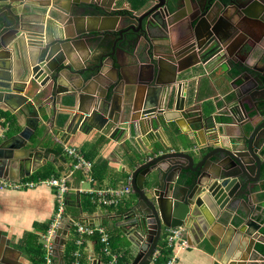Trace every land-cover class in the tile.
<instances>
[{
	"label": "water",
	"instance_id": "95a60500",
	"mask_svg": "<svg viewBox=\"0 0 264 264\" xmlns=\"http://www.w3.org/2000/svg\"><path fill=\"white\" fill-rule=\"evenodd\" d=\"M23 1L0 0V104L14 112L28 108V114L24 115L26 129L0 142V179H5L9 164L13 163H10L13 150L22 147L37 151L38 148L30 147L29 131H35L40 122L37 112L41 107L35 108L23 94L32 82L40 88L49 86L43 107L54 109L60 94L72 99L70 106L58 105L68 112L65 125L51 127L55 135H59L58 139L76 130L87 132L91 124L97 123L99 127L109 126L108 131L113 128L114 136L119 132L120 136L132 139L142 137L146 131L153 135V131H157V119L161 117L175 122L183 132L179 119H186L183 113L185 99L191 94L192 77L196 78L195 82L210 83L211 77L220 78L235 69L240 83L232 84L220 115H227L232 123H246L250 130L238 127L231 146L214 147L206 153L201 148L182 152L162 146V151L131 172V187L137 199L121 225V231L136 250L128 264L148 262L163 230L182 227L185 233L191 232V227L187 226L190 222L194 224L196 216L206 210L205 202L213 208L217 221L231 215L241 195L252 192L261 179L262 161L257 149L264 139V70L249 71L250 67L238 60L242 54L253 55L257 47L263 45L264 25L258 31L252 26L260 23L253 12L264 15V0H242L241 6L230 0L231 9L221 0H203L193 7H189L192 4L190 1L188 5L189 0H182V5L181 0H150L147 11L137 15L132 23L113 13L114 0L105 3L43 0L37 4L39 6ZM49 6L45 28L43 19L29 18H45V9ZM24 9L26 13L22 12ZM86 10L94 14L89 11L85 14ZM149 32L159 35L156 37ZM108 33L115 34L111 51L127 53L133 59L134 78L130 81L122 76L121 70L105 76L100 74L106 55L87 77L86 71L69 62V55H63L65 49L77 52L87 45L93 48L95 38ZM132 35H135L134 41ZM48 37L52 42L44 39ZM24 41L33 48L31 61L27 60ZM124 43L134 44L136 50H124ZM112 52L108 57L114 55ZM111 68L117 71L116 67ZM96 69L98 72L92 74ZM253 117H257L254 123L250 121ZM195 120L199 124L197 129L183 128L196 147L200 145L197 131L216 140V132L201 114ZM81 215L88 220L89 215ZM78 221L85 223L81 218ZM70 228L71 220H68L54 239L61 263L63 236ZM7 249L15 252L8 244ZM243 260L235 259L227 264H245Z\"/></svg>",
	"mask_w": 264,
	"mask_h": 264
},
{
	"label": "crops",
	"instance_id": "0c3cea01",
	"mask_svg": "<svg viewBox=\"0 0 264 264\" xmlns=\"http://www.w3.org/2000/svg\"><path fill=\"white\" fill-rule=\"evenodd\" d=\"M42 1L24 0L23 2H32L39 6L37 4ZM97 1L105 3L107 0ZM190 1H192V4ZM202 1L189 0L188 5L191 4L189 7H193ZM221 2L227 5L226 7L229 9L233 6L230 0H221ZM234 2L235 5L240 6L244 3L242 0H234ZM179 3L182 5V0ZM50 7L45 9V18H37L36 16H30L29 18L35 21H41L42 19L45 21ZM149 7L150 0H114L112 4V10L115 14L118 11L131 13L133 18L128 19L130 23L135 21L137 15L147 11ZM169 10L173 11L174 8H169ZM22 12L26 13L27 10L24 9ZM253 15L255 20L260 23H255L252 28L258 31L263 28L264 22L262 20L264 15L254 12ZM260 17H262V20L259 19ZM24 20H26V17H24ZM46 24L47 21L42 24L43 28H45ZM144 25L145 21L142 23L143 27ZM149 33L156 37L159 35L156 32ZM113 34L108 33L97 36L93 48L87 45L83 50L79 49L77 52L74 50L69 52V50L65 49L62 50L63 55L64 57L69 55V62L75 68L86 71V77L87 74H91L90 70L93 67L99 65V59L106 55L107 57L103 61V68L100 74L105 76L110 74L111 71L112 74H115L121 70L122 76L130 81L134 78L133 59L127 53L122 54L119 51L115 53L111 51V48L114 47L112 43L115 39V34ZM42 35H44L43 29ZM130 37L131 40H135V35ZM44 39H47V42H52L49 37ZM95 45H97V48H95ZM123 45L124 50L128 52L136 50L134 49V44L128 46L124 43ZM24 48L27 60L31 61V56L34 54H31L33 48L27 46L26 41H24ZM110 52L114 53L112 57H108ZM242 56L238 63L247 64L250 67L249 71L256 68L264 70V42L260 48L257 47L253 55L246 56L242 54ZM14 61L17 67L18 65L20 66L18 59ZM112 66L116 67V72H113ZM242 67L246 70L245 66ZM97 72L98 69L92 74ZM192 80L190 84L191 94L185 99L183 116L186 119H179V126L183 132L180 131L175 122L165 121L161 117L157 119V131H153V135H149L148 131H146L142 137L134 136L132 139H129L127 135L120 136L119 132L114 136L113 128L108 131L109 126L99 127L98 123L91 124L92 128H89L87 132L76 130L73 134H68L67 137L58 139L59 135H55L51 127L65 125L68 116L66 109L59 108L58 105L70 106L73 103L72 99L65 98L64 94H60L59 98L56 99L54 109L43 107L44 102L42 101L48 96L49 86L41 87V89L39 85L32 82L30 89L25 90L23 94L35 108L41 107L37 112V118L40 122L37 124L35 131H29V142L32 143L30 147L38 146V148L37 151L22 147L13 150V160L11 159L10 161V163H13L9 164V171L5 179H0V183L1 181H6V183L16 181L36 182L44 181L51 177L60 179L69 174L66 182L68 187L72 188L69 192L77 196L86 194L90 197L91 190H121L129 186L131 192L122 194L118 202L113 205L114 209L110 211L107 210V207H101L102 210L93 208L91 212H88L78 206L79 210L75 212L77 215L72 216L65 207L64 210L67 217H65L63 225L59 229L62 230L64 228L65 223L69 220L68 217L76 218L77 220L81 218L85 221V223H81L84 225L102 226L109 234V244L112 237L118 238L113 244L111 243L112 248L109 245L111 253L119 255V252H115V250L121 249L117 245H122L123 249H127L129 256L133 259L136 250L129 244L127 237L121 231V225L125 221L124 215L131 211L137 199V195L131 187V172L159 151H162V146L168 145L172 149L182 152L201 148V151L206 153L214 147L231 146L232 139L237 136L238 127L247 128V131L250 130L246 123H237L235 121L232 123L227 115L217 114L218 109L224 106L225 97L231 93L232 84L234 82L240 83L238 81V71L234 69L230 74L220 78L213 76L210 79V83L206 80L195 82V77H192ZM197 83L198 85H196ZM194 96L196 97L195 101H193ZM173 103L174 100L172 101ZM167 109L171 108L168 107ZM0 113L8 115V120L5 117H0V142L5 141L12 135L21 133L24 128L26 129L27 121L24 115L28 114V108H25L23 112L19 110L14 112L0 104ZM199 114L209 122L217 137L216 140L208 139L207 133L195 131L200 143L199 147H196L193 139H189L184 128L197 129L199 124L195 118ZM251 115L249 114L248 116ZM250 121L254 123L257 121V117H253ZM67 149L73 151L72 155L66 152ZM56 150L60 151L61 154L54 153ZM257 154L262 161L261 179L259 183L253 186L252 192L246 191L243 193L240 197L241 201L235 204L231 215H227L224 220H219L220 222L215 218L213 208H210L208 206L209 203L205 202L206 210H202L201 215L196 216L194 224L191 222L189 225L186 224V226L188 225L187 227L190 226L192 229L191 232L186 231L184 233L188 248L184 250L170 248L172 253L169 260L174 255L176 264H227L235 259H244L242 262L245 264H264V260L258 256L260 255L264 258V139L259 142ZM37 173L41 175L49 174V176L41 178L39 175L33 178ZM117 210H124V212L123 214H118ZM55 211V190L46 184L22 190L0 187V264H35V260L31 256L38 251L41 255L43 254L42 264H45L47 249L44 236L51 225ZM81 213L89 215L87 219L90 222L86 221ZM104 221L105 224H103ZM108 223L111 228H106L105 225ZM224 224L227 225L226 228H223ZM59 229L56 230V234ZM166 234L167 230H163L161 240L166 238ZM94 236L89 238L82 237L80 243H77L79 238L71 225V228L67 229L66 235L63 236L65 243L62 250V263L60 262L57 252L58 246L55 241H53V244L56 253L48 256L47 259L50 264H66L64 260L65 248L72 246V250L69 253L70 264H90L91 256L102 255L100 243V249L97 253L95 240H93ZM7 244L15 249V252L8 251ZM133 249L135 252H133ZM105 260L107 261L108 258L102 257V261Z\"/></svg>",
	"mask_w": 264,
	"mask_h": 264
},
{
	"label": "built area",
	"instance_id": "2783aa9c",
	"mask_svg": "<svg viewBox=\"0 0 264 264\" xmlns=\"http://www.w3.org/2000/svg\"><path fill=\"white\" fill-rule=\"evenodd\" d=\"M217 114H220L221 109H218ZM67 153L72 155L73 151L71 149L66 150ZM69 174L66 176H63L60 179L56 178H49L44 181H36V182H22V181H16L11 183L2 182L0 183V187L3 188H9L11 190H22V189H31L37 185L40 184H46L49 187L53 188L55 190V199H56V211L54 214V217L51 221V225L46 232L44 236V240L46 242V258H45V264H50V261L47 259L48 256H52L56 253V249L54 247V239L56 238V230L61 228L63 225V222L65 220V217L67 215L65 214V197L66 193L69 192L70 187L67 185ZM78 191V189H76ZM131 188L129 186L124 187L121 190H115V189H108V190H91V203L95 206H102V207H110L113 206L118 202V199L122 196L124 193H130ZM69 220H71V225L74 227V230L77 233V237L79 238L77 243H80V240L82 237L89 238L94 235L98 236L99 243L102 246V255L98 254V256H91L90 258V264L94 262V264H116V261L118 259V255L111 253L109 249V234L106 231V229L102 226H89L84 225L78 222L76 218L68 217ZM125 218V215H124ZM90 222V220H88ZM184 229L182 227H177L173 229L167 230V236L165 238L166 245L169 248L177 249V250H184L188 248L187 242L184 238ZM158 256V252L155 249L153 253L151 254L150 260L147 262L149 264H154L155 259ZM103 258H108L106 261H102ZM77 264V263H75ZM166 264H176V257L173 255V257L166 263Z\"/></svg>",
	"mask_w": 264,
	"mask_h": 264
},
{
	"label": "trees",
	"instance_id": "16d2710c",
	"mask_svg": "<svg viewBox=\"0 0 264 264\" xmlns=\"http://www.w3.org/2000/svg\"><path fill=\"white\" fill-rule=\"evenodd\" d=\"M117 14L125 17L127 20L128 19L130 20V19L133 18L131 13H128L127 11H118ZM0 117H5L8 120V115L6 113H0ZM54 153L59 154V155L61 154L60 151H58V150H56ZM39 175L41 176V178H46L47 176H49V174L41 175L40 173H37L36 176H33V178L38 177ZM90 198L91 197L89 195H86V194L77 196L74 193H70V192L66 193L65 207H66L67 212L69 211V213L72 216H76L77 214L75 212L76 211L78 212V210H79L78 206H80V208L82 210L91 212L93 210V208L96 207V206L92 205ZM112 209H114L113 206L107 207L108 211H110ZM123 212H124V210H119V211L117 210L118 214L119 213L123 214ZM103 224H105V221L103 222ZM27 237H31V236H27ZM93 240H95L96 250H97V253H98V251L100 249L98 237L95 235L93 237ZM116 240H118L117 237H112L110 242L113 244L114 241H116ZM111 243H110V246L112 245ZM117 246H120L121 249L115 250V252L116 251L119 252L116 264H128V263H130L132 258H131V256H129L128 250L127 249H123L122 245H117ZM111 248H112V246H111ZM71 250H72V246H70L69 248H65L64 260H65L66 264L67 263L70 264L69 253H70ZM156 250L158 252V256L155 259L154 264H166L168 262V260H169V257H170V255L172 253V250L169 247H167L165 239L164 240H160L158 242ZM42 255L38 251L35 255L31 256L35 260V264H42L43 263ZM144 264H149V263L146 262Z\"/></svg>",
	"mask_w": 264,
	"mask_h": 264
},
{
	"label": "rangeland",
	"instance_id": "374dc122",
	"mask_svg": "<svg viewBox=\"0 0 264 264\" xmlns=\"http://www.w3.org/2000/svg\"><path fill=\"white\" fill-rule=\"evenodd\" d=\"M127 22H130L129 20H127ZM101 207L102 206H96V207H94V209H99V210H102L101 209ZM106 226V228H111V226L109 225V223L107 224V225H105ZM133 252H135V250L133 249Z\"/></svg>",
	"mask_w": 264,
	"mask_h": 264
},
{
	"label": "flooded vegetation",
	"instance_id": "af4514ba",
	"mask_svg": "<svg viewBox=\"0 0 264 264\" xmlns=\"http://www.w3.org/2000/svg\"><path fill=\"white\" fill-rule=\"evenodd\" d=\"M95 1H96V0H95ZM95 1H94V2H95ZM88 11H89V10H87L85 14H89V12H91V14H94V11H89V12H88Z\"/></svg>",
	"mask_w": 264,
	"mask_h": 264
}]
</instances>
